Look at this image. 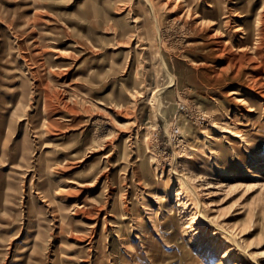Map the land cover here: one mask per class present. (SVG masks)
<instances>
[{
    "label": "rangeland",
    "instance_id": "374dc122",
    "mask_svg": "<svg viewBox=\"0 0 264 264\" xmlns=\"http://www.w3.org/2000/svg\"><path fill=\"white\" fill-rule=\"evenodd\" d=\"M210 1L0 0V264H218L226 249L264 264V0H221L222 23L197 24L187 8ZM186 168L213 224L181 213ZM162 214L176 240L152 226Z\"/></svg>",
    "mask_w": 264,
    "mask_h": 264
},
{
    "label": "bare ground",
    "instance_id": "6f19581e",
    "mask_svg": "<svg viewBox=\"0 0 264 264\" xmlns=\"http://www.w3.org/2000/svg\"><path fill=\"white\" fill-rule=\"evenodd\" d=\"M210 2L211 3H209V5L207 4V7L210 8L209 10H207V8L205 7L206 5L205 6H202L199 2H195V4L189 5V7L187 8L188 13L194 7V9L196 11V14H198V15L200 14L201 15V20L197 24H200V23L201 24H204L203 21L205 20V18L202 17V16H204V14L211 16V18H212L211 20H213V21H220L222 23V21H221V15L222 14L224 15L226 13V11L222 10V8L220 6L221 0H211ZM263 7H264V5H262V7H261L260 10H262ZM250 37H251V32L246 31L244 33L243 37L241 36L240 39L243 40V41H245V40H250L249 39ZM228 42L229 41H226L225 44L228 43ZM149 47H150L149 44H145L143 46V49L144 50L145 49H149ZM241 101H242V99H241ZM247 122H249V121H247ZM239 123L242 126H246V127L249 126L248 125L249 123H246L244 120L240 121ZM212 124H213L212 125L213 128H218L219 127V123L217 121H214V123H212ZM190 126H191V132L197 133L196 129L193 128L192 125H190ZM242 130H244V129H242ZM242 130L235 132L232 129H229L226 132H229L231 134H236L237 137H243V131ZM248 131L251 132L252 134H257V132H258L257 129L254 128V126H252L250 129H248ZM219 140H220L219 137H216L215 138V143L218 146L221 145V141H219ZM127 142H129V140L126 141V142H124V144H126ZM184 142H185V140H181L180 141L181 144L184 143ZM140 143H141L140 140H138L137 142H135V144L137 146L141 145ZM220 149L223 150V153H220L219 152L221 159L224 158L226 160V157L228 156L227 152L229 151V148L228 147H224V146H220ZM29 155H30V148H28V147H24L22 149L19 148V150L17 151V153L15 154V156L12 157V159H13V162H17V158H19L18 159V162L16 163V165H18V167H21L22 168V167H24V165L26 163L25 161L28 160ZM152 170H153V174H152L153 177H152V179L150 181L151 184L158 185L159 184V181L161 179H163L164 182H166L164 186L167 187L168 186V182L167 181H169L170 178L168 177L169 179L166 178V180L164 178H161V177L164 176L163 170H158V167H155ZM189 170H190L189 168H186V172L184 173L183 178L180 179V182H179L180 185H179L178 189H176V199L182 203V208L183 209H182L181 213H185L186 211L187 212L189 211V213L192 216V219L194 221L202 224V225L205 222H207L208 224H213L210 219L205 218V216L202 214L201 211H198V212L194 213L192 211V209H191V208H197L196 207L197 205H195V204L198 203V192L195 189L197 186H191V183L190 182L194 179V177L190 176V171ZM146 171H148V170L146 169ZM160 172H161L162 176L160 175V177H159V173ZM102 176H103V173L101 171V173H99L97 177L100 178V179H102ZM252 176H254L255 178L262 177V175L259 174V172H256V171H254L252 173ZM229 178H232V177H231V173L228 172V173L225 174V179H229ZM106 181H107V178H105V182ZM42 196L43 197H48L45 191H44V193L42 192ZM150 196L152 197V199H154L156 201H158L160 199V195L157 192L151 193ZM115 202H117V198L115 199ZM115 202H114L113 209H114V211H117V208L118 207L115 204ZM84 208H85L84 205H80V206L74 205V207H73V209H75L77 211L83 210V213H85L84 211L86 209H84ZM160 210H162V207L160 208ZM160 210H159L157 216H159V214H161V211ZM124 217L125 216L122 217L123 218L122 220H125ZM111 222H113V221H111ZM151 223H152V226L153 227H156V228H158L160 230L163 229V228H168L169 229V236H168V238H170L171 240H176V238H177V236H178V234L180 232L179 230L181 228L178 225L179 222H178V219L175 217V215L172 216V217L171 216H169V217L167 216L165 218V217H163V214H162L161 217H157L153 221L151 220ZM113 224L115 225V227H117L116 230H117L118 233H120L121 231H123L122 228L125 229L124 224L122 222H120L119 220H114V223ZM142 225H143V228H144L143 229V232H146L148 229H151V227H149V226H151V224H149L147 222H142ZM96 226H97V222H95V223L91 222V223H89V227L88 228L92 229V228H95ZM106 228H107V225H106V223H104V227L102 228V231L100 232V238H102V237L104 238V235L106 233ZM215 228L211 232L212 236L217 235V232H215V230H217V229L220 230V231H224L226 234H229L230 235L229 239H227V240L226 239H223L220 242V244H219L220 247L221 246H227L228 243H231L233 245L237 244V241L235 240V238H233V236L229 232H227L228 230L224 229L221 226H218V227H215ZM196 236L201 241L203 240L205 242H209V239H206L205 237H203L204 235L202 234V232L197 233ZM180 237H183V235L181 234ZM151 243H153V242H151ZM229 253H230V249H226L223 252L222 259H221V261L218 264H223L225 261L226 262L229 261V264H239V262L231 261L232 257H231V255H229ZM65 255H66L65 256V259L66 260H72L74 258V256H75V255H73V254H71L69 252H67Z\"/></svg>",
    "mask_w": 264,
    "mask_h": 264
}]
</instances>
